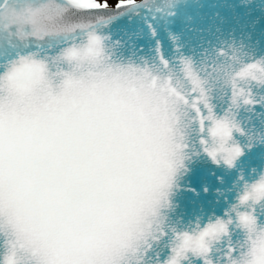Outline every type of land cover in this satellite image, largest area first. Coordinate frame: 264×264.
I'll return each instance as SVG.
<instances>
[{"label":"snow or ice","instance_id":"1","mask_svg":"<svg viewBox=\"0 0 264 264\" xmlns=\"http://www.w3.org/2000/svg\"><path fill=\"white\" fill-rule=\"evenodd\" d=\"M190 7L0 0V264H264V48Z\"/></svg>","mask_w":264,"mask_h":264},{"label":"water","instance_id":"2","mask_svg":"<svg viewBox=\"0 0 264 264\" xmlns=\"http://www.w3.org/2000/svg\"><path fill=\"white\" fill-rule=\"evenodd\" d=\"M138 3L142 0H138ZM164 0H157V3H163ZM182 3H188L192 7L184 10L188 16L194 18V23L187 21L185 16L175 19L169 18L167 23L162 19L156 21L158 30L162 37H166L169 33L175 32L177 35L183 34L188 42H203L204 37H210V28L221 26L224 30L236 29L238 21L242 22L245 27L246 34L252 37L251 43L257 51L264 48V0H180ZM196 5H199L198 7ZM111 8H115L111 7ZM217 14L218 17L217 18ZM157 16H163V13H157ZM122 26L126 28H136L139 30V21L130 23L122 21ZM187 28V31H185ZM199 29L203 35H200L193 29ZM150 39L144 37V42ZM170 42V41H169ZM253 168H264V163L257 156L249 161ZM203 205H193L191 201L187 202V212L189 214L198 211ZM219 210V209H218Z\"/></svg>","mask_w":264,"mask_h":264},{"label":"rangeland","instance_id":"3","mask_svg":"<svg viewBox=\"0 0 264 264\" xmlns=\"http://www.w3.org/2000/svg\"><path fill=\"white\" fill-rule=\"evenodd\" d=\"M100 2H103V0H100ZM108 3L110 5V7H114L116 5V3H117V0H108Z\"/></svg>","mask_w":264,"mask_h":264}]
</instances>
